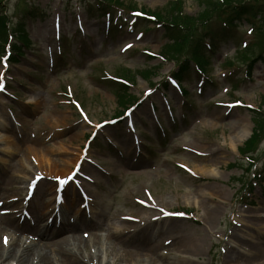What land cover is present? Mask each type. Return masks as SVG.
<instances>
[{"label": "rangeland", "instance_id": "1", "mask_svg": "<svg viewBox=\"0 0 264 264\" xmlns=\"http://www.w3.org/2000/svg\"><path fill=\"white\" fill-rule=\"evenodd\" d=\"M0 1V10L6 8L14 25L33 9L24 18L30 46L23 48L19 62H12V55L3 66L7 50L0 49V83L6 81L0 89V147L11 148L0 153V212L11 211L5 200L26 197L28 182L17 187L19 193L8 186L20 165L66 169L73 164L58 177L68 178L81 166L84 175L97 181L90 195L116 230L114 244L103 251L106 261L126 264L125 254H132L128 264H145L149 247L166 253L181 243L200 249L198 264H226L229 248L236 250L235 256L256 257L255 250L232 237L236 223L246 220L258 228H242L240 235L252 249L264 250V187L253 178L264 164V138L250 155L261 158L257 169L247 172L240 153L254 131L250 109H264V62H255L249 75L240 53L251 48L257 56L264 49V35L248 31L257 16L250 12L247 20L237 22L238 28L219 26L218 16L209 26L197 17V23L206 25L198 36L215 29L229 30L230 37L207 54L205 79L193 75L181 84L188 94L184 100L174 86L167 91L161 85L176 67L150 56L161 53L166 43L163 29L156 24L136 27L139 17L131 15L166 14L177 0H123V7L108 6L111 0ZM178 1L184 3L186 16L201 12L196 0ZM247 3L237 0L232 8ZM230 63L242 68H229ZM107 77L131 84L129 93L139 101L131 125L123 117L122 125L99 129L122 111ZM237 101L242 106L233 107ZM58 177L50 178L57 183L62 180ZM74 183L80 185V177L66 192H76ZM244 184L249 186L244 189ZM42 187L43 180L31 206L43 198L38 194ZM196 198L211 202L216 212L211 223L202 220L206 210L192 204ZM97 234L107 236L102 230ZM4 236L0 234V243ZM47 238L51 241L45 242ZM46 239L40 247L56 241ZM82 251L87 256L89 250Z\"/></svg>", "mask_w": 264, "mask_h": 264}, {"label": "bare ground", "instance_id": "2", "mask_svg": "<svg viewBox=\"0 0 264 264\" xmlns=\"http://www.w3.org/2000/svg\"><path fill=\"white\" fill-rule=\"evenodd\" d=\"M10 149L9 146L0 147V153L6 155ZM69 168L58 169L42 165L37 168L30 165L19 166L17 174L8 182L9 189L11 188L10 190L19 193L21 192L17 188L19 185L27 182L30 184L36 176L43 175V187L38 193L43 195V198L32 206L30 201L34 196L26 203L29 192H27L24 199L20 197L17 199L11 198L10 201L5 200L6 204L4 205L11 208L12 212L7 216H0V234H5L4 237L8 238V240L5 239L0 243V264H113L103 259L104 249L108 250L114 244L112 243V236L116 230L113 224L104 219L103 212L99 210L93 212L95 215L94 221L82 219V208L75 203V201L81 200L84 196H91L90 187L96 184L97 181L84 175L82 169L81 172L79 171L80 185L74 183L77 188L76 192L68 193L66 192L70 186L68 181L58 185L50 178L55 174L58 177V175L67 172ZM87 170L94 174L89 168ZM31 174L32 176H30ZM59 197H62V200L67 201V203H72L73 206L70 210L68 209L69 214L67 217L60 221H58L60 215L57 209V199ZM192 204L206 210L202 218L203 222H212L216 212L208 199L199 200V198H196ZM24 213L26 214L23 215ZM68 218L72 221H67ZM254 227L258 228L251 220H246L244 223H236L235 229L232 231V237L242 242L245 246L250 247L251 251L255 250L257 256L246 257L239 253H237L239 255L235 256L236 250L229 248L226 255V264H264V250L260 247L252 249V243L247 242L240 235L242 228ZM98 230L106 231L107 236L105 238L99 237L97 234ZM26 234L29 235L26 238H22ZM46 237H51V239L56 241L52 242L51 245L40 247L38 243L41 240L44 241ZM46 241L51 240L47 238ZM86 249L89 250L87 256L82 251ZM146 251L145 264L200 263V249L182 245V243L175 246L172 245L166 254L161 253L159 246H151ZM129 256L133 255L125 254L127 262L130 259ZM127 262L126 264H128Z\"/></svg>", "mask_w": 264, "mask_h": 264}, {"label": "trees", "instance_id": "3", "mask_svg": "<svg viewBox=\"0 0 264 264\" xmlns=\"http://www.w3.org/2000/svg\"><path fill=\"white\" fill-rule=\"evenodd\" d=\"M201 8V12L198 14L206 20L208 26L214 21L213 17H219V24H225V26H236L235 20L242 19L245 16H249V13L254 14L256 19V13L264 16L263 10L257 6V0L248 1L249 3L239 7L238 5L232 8V5L236 3L237 0H196ZM253 6H251V5ZM261 7V6H260ZM184 9V3L182 1L173 2L170 8L165 12H157L149 15L154 17L159 25L163 26L165 30V35L168 38L169 43L164 47L162 55L168 62H176L180 64V72L175 74L178 80H184V73L191 71V63H196L199 66H205L206 52L207 48L204 44V36H198L197 31L201 29L204 25L197 23V18L186 16ZM164 11V10H163ZM223 15V17H222ZM264 19V17H263ZM7 18L5 16L0 17V43L5 42L7 35ZM202 20H200L201 22ZM199 25V26H198ZM19 32L23 39L26 38L24 24H20ZM204 29V28H203ZM261 35H264L262 27L260 28ZM212 35L209 36V40L214 45L220 42L222 35L216 34V32L211 31ZM206 38H208L206 36ZM213 46L211 49H214ZM19 51L21 49H18ZM247 59V55L244 57ZM262 59V56L259 57ZM254 62L251 63L249 69L251 70ZM129 73V72H128ZM144 74V73H142ZM141 74V75H142ZM116 96L118 97V102L121 107H126L128 104L132 103L134 98L128 94V87L124 86L117 87L113 89ZM264 103V101H263ZM255 129L252 138L245 144L244 148L241 149V154L243 156H248L249 161H256V158L251 154H254L257 149V145L264 138V109H258L253 112ZM250 162H243L242 165L246 167V171L249 172L253 167ZM264 173V167L262 169ZM261 172V173H262ZM260 173V174H261ZM260 174L258 176H260ZM261 183H264V177L260 176Z\"/></svg>", "mask_w": 264, "mask_h": 264}]
</instances>
